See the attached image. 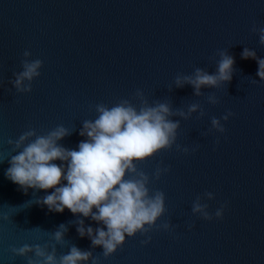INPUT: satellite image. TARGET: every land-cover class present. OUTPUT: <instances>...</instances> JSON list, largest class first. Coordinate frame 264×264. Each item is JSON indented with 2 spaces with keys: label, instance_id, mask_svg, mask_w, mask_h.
<instances>
[{
  "label": "water",
  "instance_id": "1",
  "mask_svg": "<svg viewBox=\"0 0 264 264\" xmlns=\"http://www.w3.org/2000/svg\"><path fill=\"white\" fill-rule=\"evenodd\" d=\"M254 22L264 27V0H0V154L5 159L0 163V211L11 216L0 221V264H26L22 257L12 258L9 247L43 244L48 240L44 230L61 223L68 226V244L58 245L57 255L71 244L82 250L91 245L78 236L76 225L68 224L78 217L67 209L7 207L34 198L32 189L24 194L5 176L7 139L28 126L46 132L58 124L70 130L75 125L59 143L76 149L84 139L81 121L96 115L90 104L111 106L138 88L150 103L168 99L186 110L187 104L199 102L207 115L197 120L193 113L181 120L177 142L199 143L200 148L189 155L160 152L141 165L149 174L161 160L171 166L150 187L165 193L168 216L179 227L173 233L152 232L144 245L139 234L126 237L107 259L96 247L92 251L99 264H264V81L256 75V61L241 58L244 47L264 58V47L250 31ZM218 49H228L235 60L237 71L227 87L202 88L201 97L193 96L190 85L168 91L177 73L189 74L194 67L214 72L215 61L208 58ZM25 50L43 66L32 91L18 94L8 81L22 70ZM209 92L220 103L208 104ZM228 110L235 115L221 121L226 131L201 137L211 127L209 117ZM205 191L214 193L213 200L204 201L210 213L226 204L221 219L205 221L191 214L192 201ZM83 219L85 225L99 226ZM188 220L195 225L191 230L185 226ZM35 227L40 229L29 231Z\"/></svg>",
  "mask_w": 264,
  "mask_h": 264
},
{
  "label": "clouds",
  "instance_id": "2",
  "mask_svg": "<svg viewBox=\"0 0 264 264\" xmlns=\"http://www.w3.org/2000/svg\"><path fill=\"white\" fill-rule=\"evenodd\" d=\"M250 31L258 36L259 45L264 47V27H258L254 22ZM30 56L28 50L22 53V70L13 72V79L8 81L18 94L30 93L32 82L41 75L43 61L29 59ZM241 58L255 60L258 65L256 75L264 81V58L257 57L256 51L248 47H244ZM208 59L215 61L214 72L210 74L205 68L194 67L189 74L177 73L168 91L190 85L193 96L201 97L205 95L202 88L227 87L237 71L234 57L228 49H218ZM2 83L0 81V85ZM250 83L255 84L256 79H250ZM206 102L210 105L220 103L214 92L207 94ZM89 110L96 115L94 119L81 121L79 136L84 139L76 149L59 143L76 130L75 125L70 130L58 124L46 132L28 126L17 138L7 139L10 151L5 176L24 194L32 189L34 197L22 205L7 207L23 210L36 204L54 213H63L67 209L78 217L68 224L76 225L78 236H86L91 241L90 249L82 250L71 244L66 253L57 255V246L68 244L65 239L68 226L61 223L54 230H44L48 240L43 244L10 246L12 258L22 257L26 264H99V256H94L92 251L96 247L102 248L100 255L107 259L122 247L126 237L139 234L145 237L140 241L144 245L150 242L152 232L173 233L179 227L168 216L165 193L150 187L167 174L171 166L164 165L161 160L149 174L141 165L160 152L173 149L184 155L197 152L199 143L188 146L177 142L178 130L181 120H189L193 113H197V120L204 118L207 115L204 107L199 102H191L186 110L184 107L174 108L168 99L150 103L144 91L138 88L131 98L119 99L111 106L103 102L90 104ZM234 115L228 110L219 118L209 117L211 127L201 131V137L213 130L223 134L226 129L221 121L226 122ZM218 143L219 138L214 141V144ZM4 161L3 154H0V163ZM49 189L52 190L50 194L35 196L36 191L47 193ZM213 199L214 193L209 191L196 195L191 214L205 221L221 219L226 204L210 213L209 205L204 201ZM79 217L89 218L99 226L85 225L84 219ZM10 219L8 212L0 211V221ZM185 226L191 230L195 225L188 220ZM36 229L40 228L29 231Z\"/></svg>",
  "mask_w": 264,
  "mask_h": 264
}]
</instances>
